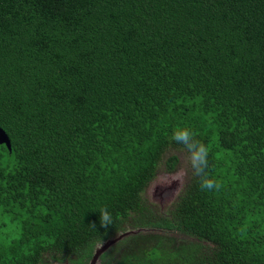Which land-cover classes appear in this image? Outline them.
<instances>
[{
    "label": "trees",
    "instance_id": "trees-1",
    "mask_svg": "<svg viewBox=\"0 0 264 264\" xmlns=\"http://www.w3.org/2000/svg\"><path fill=\"white\" fill-rule=\"evenodd\" d=\"M178 125L222 187L189 170L159 213ZM0 126V264H88L137 227L102 264H264V0H0Z\"/></svg>",
    "mask_w": 264,
    "mask_h": 264
},
{
    "label": "clouds",
    "instance_id": "clouds-1",
    "mask_svg": "<svg viewBox=\"0 0 264 264\" xmlns=\"http://www.w3.org/2000/svg\"><path fill=\"white\" fill-rule=\"evenodd\" d=\"M172 141L177 145H182L185 153V166L180 170V175L184 176L190 170L197 178V183L201 191L219 190L222 184L213 179L209 173V151L208 146L197 137L195 131L182 125H178L172 132ZM99 225L107 230L113 224L112 213L107 207H100ZM95 227L96 224L92 223Z\"/></svg>",
    "mask_w": 264,
    "mask_h": 264
},
{
    "label": "rangeland",
    "instance_id": "rangeland-1",
    "mask_svg": "<svg viewBox=\"0 0 264 264\" xmlns=\"http://www.w3.org/2000/svg\"><path fill=\"white\" fill-rule=\"evenodd\" d=\"M173 152L176 153L178 155V157H179L178 166L173 171H167V170L162 168V165H160V169L158 170L157 174L155 175V177L150 181V183L145 188V193H144L145 196L147 197L149 202L152 203L157 208L159 213L165 212L166 210L169 209L173 199H175V198H173L174 195L178 194V192H179V190H178L179 188H178L176 190H173L169 194L168 191L170 189V186L172 184H174L175 181H180L181 185L183 186V183L187 179V174L184 175V176L180 175V170L182 168H184V166H185V161H184L185 153H184V150L175 149V150H173ZM177 190H178V192H177ZM154 191L159 196L157 199L153 198V194L155 193ZM155 200L163 201L165 204L161 205L159 202H156ZM170 200H172V201L170 202ZM109 249L111 250V251L109 250L107 252L109 257L112 256V255H115V254H118L119 256H122V253L120 254V251H118L116 249L114 244L111 245V247ZM101 262L103 263L102 260H101Z\"/></svg>",
    "mask_w": 264,
    "mask_h": 264
},
{
    "label": "water",
    "instance_id": "water-1",
    "mask_svg": "<svg viewBox=\"0 0 264 264\" xmlns=\"http://www.w3.org/2000/svg\"><path fill=\"white\" fill-rule=\"evenodd\" d=\"M0 143H5L6 146L8 147V149L11 150L10 138H9L7 132L5 131V129L3 127H1V126H0ZM181 186L182 185H181L180 181H175V183L170 186V189H169L168 193L170 194L173 190H176L178 188H179L178 190H180ZM178 190H177V192H178ZM176 195H174L173 198H175ZM158 197H159L158 194H156V192H155L153 194V198L157 199ZM155 201L159 202L161 205L165 204L163 201H160V200L159 201L155 200ZM171 201L172 200H170V202ZM152 229L153 228L137 227V228L127 229V230H125V231H123V232H121V233H119V234H117L115 236L106 238L102 242H99L98 244H96V246L94 248V251H93V254H92L88 264H102V262L100 260L101 254L104 251H106L108 248H110L111 245H113L115 242H117L122 237H124L125 235H129L130 233H137V232H140V231H148V230H152Z\"/></svg>",
    "mask_w": 264,
    "mask_h": 264
}]
</instances>
